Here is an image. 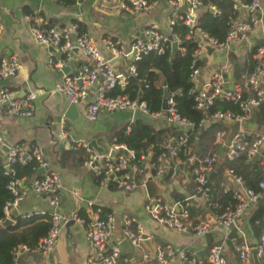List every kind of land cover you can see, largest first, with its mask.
I'll return each mask as SVG.
<instances>
[{
  "label": "crops",
  "instance_id": "1",
  "mask_svg": "<svg viewBox=\"0 0 264 264\" xmlns=\"http://www.w3.org/2000/svg\"><path fill=\"white\" fill-rule=\"evenodd\" d=\"M237 3L236 19L247 21L248 11L244 5L239 4V1ZM176 11L177 9L167 0H157L150 9L133 13L123 10L117 0H77L70 5L61 0H0V60L15 56L21 63L18 73L11 79L13 82L0 87H8L16 91L19 96L35 94L31 116L10 115L0 123V162L5 163L8 148L11 146L16 144L36 146L48 162L49 169L56 172L61 180V188L58 192L60 202L54 213L70 218L68 223L61 226L58 240L49 253L44 255L33 249L21 247L17 255L19 264H85L90 250L85 239L82 220L90 217V206L101 207L104 213L114 215L115 229L111 243L121 244L124 240L121 235L122 217L124 214H130L141 224L143 234L148 237L147 244L143 243L144 250L151 251L158 244H171L177 249L183 248L195 254L200 264H210L208 252L210 247L217 243L223 245V254L228 264H240L233 249L235 244H245L252 249L258 245L260 234L264 231V198L252 204L246 215L229 231L225 232L214 227L211 233L207 234L211 236L210 240L207 239V235L197 236L192 232L176 231L152 220L144 210L146 201L152 197H160L167 204L186 203L190 218L195 223L212 219L213 214L209 211L207 198L198 191L195 182V169L198 166L196 163L200 160L196 153L201 150L197 137L195 144L189 145L188 141L186 144L188 152L194 155L195 160H190V157L183 159L178 155L177 163L169 156L170 149L167 146L176 149L180 146L176 142L183 133L182 126L170 122L164 114H158L159 111L155 115L148 116L151 123L133 121L135 110L126 109L103 110L96 120H88L87 106L95 100L97 86L102 79L88 90L84 99L69 110L71 103L67 96L55 90V84L64 76L75 75L81 64L93 66V61L78 50L67 57L54 47L38 44L30 33L32 24H38L43 28L44 23L64 28L72 23H76L77 26L79 24L102 55L112 62L115 70L128 75L133 74L129 72V67L134 65L135 61L132 57L113 54L105 40H116L127 47L136 38H143V32L150 24H156L162 31L170 33L171 20L175 18L181 20L185 14ZM198 14L199 12L196 17ZM256 19L257 22L252 25L244 38L232 41L222 49L213 47L205 49L200 57L198 74L194 79H191L190 75L194 88L207 89L214 72H223L226 87H233L236 84L243 86L246 77L255 70L253 52L258 45L264 43V7L257 13ZM78 32L82 33L79 28ZM169 47L172 55L180 50L183 51L180 45L175 52H172V45ZM124 81L126 83L120 85L122 88L127 84V80ZM157 85L163 89V93L164 89L167 90L161 79ZM262 86L264 87V81ZM243 89L245 96L252 93L251 89ZM225 111L232 112L229 109ZM258 113L259 107L251 112L249 120L244 124V128L251 133L264 132V123L258 122ZM218 122L224 126V129L216 133L213 145L220 146L217 152L220 158L221 154L226 155L223 144L226 143L232 130L225 123L233 124V122L217 121L211 114L204 118L199 126L202 137L203 133L206 134L211 129L212 124ZM137 123L153 127L154 131L159 133L156 139L160 141L154 143L164 145L163 147L168 151L164 152L166 158L159 164L158 158L161 154L154 156L155 144L151 143L146 153L139 156H144L139 160L145 172L144 175L137 176L139 186L133 191H124L115 184L120 175L99 176L96 175L95 170L85 166L86 159L83 158L86 154L88 158L89 152L78 143L89 144L90 150L100 158L97 168L103 169V158L109 157L111 161L119 154L114 150L117 133L123 131L129 134L133 130L132 126ZM190 131L187 132L188 140ZM219 134L223 137L218 141ZM93 145L102 151L95 149ZM177 152L179 154L178 149ZM263 152L264 145L259 152L260 158L263 157ZM184 154L186 156V153ZM154 157H156L155 162H153ZM34 163L33 174L28 178H21L28 184L44 170L38 163ZM159 165L162 167L160 176L157 175ZM218 166L208 174V181L213 184L221 178V186L225 191L230 190L234 184L226 174L227 169L222 173L218 170ZM147 181H150L149 189L146 187ZM149 194L154 196L150 197ZM37 211L51 213L49 195L37 194L29 190L17 206L6 214V219L11 220V223L4 225V221L2 225L5 227L16 225L18 218ZM73 215L77 219L71 220ZM133 252L131 248H122L123 256ZM257 257L259 264H264V257ZM171 264L184 263L173 261ZM252 264H255L253 258Z\"/></svg>",
  "mask_w": 264,
  "mask_h": 264
},
{
  "label": "built area",
  "instance_id": "2",
  "mask_svg": "<svg viewBox=\"0 0 264 264\" xmlns=\"http://www.w3.org/2000/svg\"><path fill=\"white\" fill-rule=\"evenodd\" d=\"M120 7L127 12H139L150 9L157 0H117ZM167 2L177 9L184 3L187 4L188 14H184L181 18L182 22L189 27L187 39L193 38L198 42V47L192 54V73L191 79L198 74V67L195 61L200 59L202 53L208 47L222 49L232 41L244 38L246 33L251 29L252 25L257 22V13L264 7V0H252L251 3L244 5L249 13L247 21L232 19L229 22V28L224 42H219L208 32L195 26L196 14L201 10L202 0H167ZM237 6V5H236ZM214 14L219 11L215 7H211ZM41 21V20H40ZM42 22V21H41ZM174 20L170 22V33L162 31L156 24H150L143 32V38H136L131 45L124 47L118 41L106 39V44L112 49L116 56H132L134 61L139 60L143 54L154 52L162 54L168 46L176 43L181 44L178 34L173 33L172 27ZM1 29V25H0ZM32 38L41 45L54 47L58 52L63 53L67 57L75 50L80 51L85 57L93 61L94 65L81 64L76 74L73 76H64L56 82L55 90L67 96L70 103L76 104L84 99L88 90L93 87L99 79L101 83L97 86L95 100L87 106V118L90 121L97 119L98 114L105 111L114 110H139L142 114L151 116L156 112L150 113L146 102L130 99L127 95H108V91L117 85H123L124 75L115 70L110 64V60L106 59L97 49L91 38L85 32L79 33L76 23H72L69 27L50 26L43 28L38 24H32L30 27ZM182 50L184 51L183 47ZM255 61V70L246 77L243 86L236 84L233 87L225 86V76L223 72H214L211 82L207 89L191 88L190 93L194 96L196 108L208 110L216 100L230 101L238 104L240 113L235 114L231 111H216L212 117L221 122H238L239 130L232 136L229 143H224L226 156L228 159H234L240 154H245L247 159H251L256 153L260 152L264 145V132L251 133L244 128V124L249 120L251 112L264 104V43L258 45L253 52ZM21 63L15 56H9L0 60V80L12 79L16 76ZM129 72L135 73V66L129 67ZM251 89L250 95H244V89ZM35 99L34 93H28L19 96L18 93L8 87H0V123L7 116L15 115L19 117H29L32 114V102ZM167 110H161L158 114H164L170 122H174L182 126L183 133L179 136L176 144L185 146L187 144V132L194 127V123L185 117H181L175 108V102L170 96L167 99ZM222 134L218 135L217 140L222 139ZM223 143V142H222ZM89 152V157L85 161V166L95 170L96 175L109 174L114 175L122 171L116 179L115 184L124 191H133L139 186L137 176L144 175V169L141 167L139 159L144 156L135 158L134 151L127 148L124 144H114V150L118 151L117 158L109 160V157L103 158V169L98 167L100 159L91 150L87 143H78ZM169 156L179 162L178 152L176 148L167 146ZM184 153H189L184 151ZM190 160H195L194 155L189 156ZM166 158L163 152L158 158L159 164ZM133 161V162H131ZM28 162H36L39 167L44 169L41 176L35 178L31 183H26L24 179L14 178L15 171L12 165L19 163L25 165ZM132 163V164H131ZM214 157L205 156L198 161L195 169V182L198 185V191L207 198L210 193L208 185V174L214 170ZM4 167L7 173L13 177L8 183V189L13 196V200L4 205L3 211L5 215L11 208H15L18 202L26 195V192L32 190L37 194H48L49 204L51 207L52 224L47 234L43 236L37 246L33 249L35 252L47 254L51 251L54 244L58 240L60 228L63 224L70 221V218L54 213L58 207L60 198L58 192L61 188V180L59 175L49 169L48 162L42 157L36 146H26L16 144L8 148V154L5 159ZM101 167V168H102ZM162 173V167L159 165L157 175ZM227 176L231 178L234 184L233 194L237 200L234 208L227 209L219 215H213L212 219L202 223H195L190 218V213L186 203L176 202L167 204L160 197L149 198L144 210L147 215L157 223L164 225L170 229L196 234L197 236H205L213 230L214 227L223 231H229L237 221L244 217L250 206L264 198V180L259 183V190L244 186L242 178L233 170H226ZM103 175V176H104ZM90 217L82 220L84 224L85 239L89 246L90 255L86 259L85 264H171L173 261L184 264H200L195 254L180 248L177 249L171 244H158L153 251L144 250L142 242L141 224L130 214H124L121 224L122 238L127 242L129 247L134 250L132 254L122 255L120 242L111 243L112 234L115 229V218L111 213L103 214L101 207L90 206ZM43 214L45 212H33ZM31 214V213H30ZM27 214V215H30ZM72 219H77L72 216ZM6 220V218H5ZM4 221H0L2 224ZM22 248L26 249L25 246ZM257 256L264 257V231L260 234L259 243L255 247ZM28 249V248H27ZM240 264H252L251 249L245 244H235L233 246ZM223 245L221 243L214 244L208 252V261L210 264H228L223 254ZM18 252L14 254L13 264H19L17 260Z\"/></svg>",
  "mask_w": 264,
  "mask_h": 264
},
{
  "label": "trees",
  "instance_id": "3",
  "mask_svg": "<svg viewBox=\"0 0 264 264\" xmlns=\"http://www.w3.org/2000/svg\"><path fill=\"white\" fill-rule=\"evenodd\" d=\"M61 1L70 5L74 4L77 0ZM237 1L241 5H247L252 2V0H202L201 10L196 17L195 26L205 30L219 42H224L229 22L238 16V10L236 9ZM212 6L219 11L218 14L213 13L211 10ZM43 26L46 28L54 25L44 23ZM78 28L80 32H85L80 28L79 24ZM172 31L178 34L181 40L180 46L183 47L184 51L180 50L175 55H172L168 46L164 53L159 55L154 52L143 54L139 60L134 62L135 73L124 74L127 84L123 88L120 85L115 86L109 90L108 94L112 96L126 94L131 99L140 98L141 101L146 102L150 112H158L162 109L163 100V89L157 85V82L161 79L165 84V88L171 94L179 115L194 123L193 129L189 132L190 136L188 135V144H195V137H197L201 147L200 152L196 153L197 157L201 160L205 156H213L214 168L220 165L218 166V170L222 173L226 169H231L242 178L244 186L255 191L259 190V183L264 180V154L262 158L255 162L248 160L245 154H240L234 159H228L226 155L223 156L221 154L219 158V153L217 155V152H219L218 147L220 146L213 145L216 133L224 129V126L219 122L212 124L210 126L211 129L206 134L203 133L201 137L202 130L199 124L204 118L211 116V114L218 110L225 111L229 109L233 113H239L240 109L238 104L221 100H216L205 111L196 108L194 96L190 93L193 87L190 75L193 69L192 54L198 47V42L193 38H186L189 27L182 20H179V18L174 19ZM195 64L196 67L200 66L201 59H197ZM140 92L141 95L139 96ZM258 122L264 123V104L259 107ZM132 128L133 130L129 134H125L123 131L117 133L115 142L117 144H124L127 148L133 150L136 159L141 154L146 153V149L149 148L151 143L155 144L153 149L154 156L156 157L168 151L163 147L164 145L160 146V144L154 143H160V141H157L156 136L159 133L154 131L153 127L137 123ZM171 144L175 145V143ZM177 149L179 157L183 159L189 158L190 153H187L186 156L184 154V151H189L187 145L177 146ZM156 157L153 158V162H155ZM85 159H87V154L83 160ZM196 164L198 165V162ZM34 166V162H28L25 165L19 163L13 164L12 168L15 171L14 178L30 177L34 172ZM12 177V175L7 173L4 164L0 162V221H5L6 218L3 211L4 205L13 200V196L7 187ZM220 179L216 180L213 184L208 181L211 191L207 197V202L209 211L213 215H219L227 209L234 208L237 204V200L233 194L234 186L230 190L225 191L220 184ZM103 214L105 213L103 212ZM17 220V224L13 226L5 227L0 224V264H13L15 252H18L23 246L28 249H34L39 240L50 229L52 215L48 212L43 214L31 213Z\"/></svg>",
  "mask_w": 264,
  "mask_h": 264
},
{
  "label": "water",
  "instance_id": "4",
  "mask_svg": "<svg viewBox=\"0 0 264 264\" xmlns=\"http://www.w3.org/2000/svg\"><path fill=\"white\" fill-rule=\"evenodd\" d=\"M176 12L177 13L178 12H185L186 14H188L187 4L184 3L182 6L178 7ZM176 50H177V44L176 43H173L172 44V52H175ZM211 50H213V49L211 48ZM128 57L131 58L132 56L129 55ZM110 64L112 65V62H110ZM12 82L13 81L11 79H4V80L0 81V86L1 85H8L9 83H12ZM168 98H170V94L167 92V90L164 89L163 100H162V109L163 110H167V108H168V105H167V99ZM74 107H75V104L74 103H71L69 110H72ZM137 120H141V121H144L146 123H151V119L148 116L142 114L139 110H135L134 113H133V121H137ZM225 124L227 126H230V128L232 129L231 130V133L227 137L226 143L228 144L229 141H230V139L232 138V136L239 130V123L238 122H235L233 124H228V123H225ZM93 146H94L95 149H98L99 151H102L96 145H93ZM260 157H261V154L258 152V153H256L251 158V161L252 162H255V161L259 160ZM41 170H43V169H41ZM42 172H44V170ZM121 173H122V171L115 173V175L119 176ZM146 187L148 189L150 188V181H147ZM149 196L151 197V196H154V195L149 194ZM10 223H11V220L6 219L5 222H4V225H9ZM206 237H207L208 240L211 239V236L210 235H207ZM141 238H142V242L144 244H147V242H148L147 235L146 234H142ZM121 246L124 249L125 248H129L130 249L129 245L127 244V242L125 240H123L121 242ZM151 251H153V249H151ZM257 253L258 252H257V249L256 248H254V249L251 250L252 258H253L255 264H259L258 257H257Z\"/></svg>",
  "mask_w": 264,
  "mask_h": 264
}]
</instances>
